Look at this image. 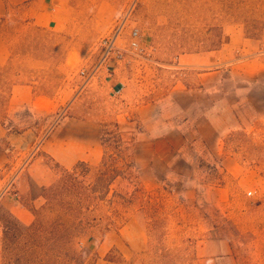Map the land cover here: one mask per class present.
Masks as SVG:
<instances>
[{
	"label": "rangeland",
	"instance_id": "1",
	"mask_svg": "<svg viewBox=\"0 0 264 264\" xmlns=\"http://www.w3.org/2000/svg\"><path fill=\"white\" fill-rule=\"evenodd\" d=\"M53 1L56 26L34 24L27 2L0 16V182L17 189L62 129L98 150L92 167L118 151L135 167L110 185L111 205L68 212L75 164L46 157L55 182L27 181L19 200L32 224L0 200V264H92L108 225L103 264H264V0ZM118 27L122 58L86 82ZM68 220L85 223L83 255L66 249ZM112 241L124 252L105 253Z\"/></svg>",
	"mask_w": 264,
	"mask_h": 264
},
{
	"label": "crops",
	"instance_id": "2",
	"mask_svg": "<svg viewBox=\"0 0 264 264\" xmlns=\"http://www.w3.org/2000/svg\"><path fill=\"white\" fill-rule=\"evenodd\" d=\"M51 1L52 0H0V16H4L6 14L10 5L14 6L27 2L30 6V15L34 24L45 27L56 26L61 22L60 5L55 1ZM62 130L63 132L65 130L68 136L61 137V139L58 140L54 135L52 140L50 139L47 141L46 145L43 146L45 156L42 154L37 157L24 170V173L18 177V199L5 197L1 200L3 206L10 213V215L24 225H30L34 220L32 212L21 204V201H19L22 196L26 194L25 183H27V181H31L36 186L48 187L56 180V173L45 162L46 157L52 158L56 163L68 168L80 161L90 163L91 160H95V157L97 156L98 150L96 148L91 150V144L88 142L85 143L82 138H79L81 136L79 131L73 129ZM75 133L77 135L76 140L72 137ZM109 238V234H107L98 246L96 251L98 258L95 264L104 263L101 259L103 256L101 255V249L105 246V243ZM113 248L118 251L120 250V252H124L118 241H112L106 247L105 253Z\"/></svg>",
	"mask_w": 264,
	"mask_h": 264
},
{
	"label": "trees",
	"instance_id": "3",
	"mask_svg": "<svg viewBox=\"0 0 264 264\" xmlns=\"http://www.w3.org/2000/svg\"><path fill=\"white\" fill-rule=\"evenodd\" d=\"M108 134L107 136H109ZM106 135L101 136V145L105 146V142L109 139H105ZM119 135H111L110 138L116 141V144L120 142ZM117 149L119 148V145H117ZM127 157L124 155L123 152L118 151L116 154H108L104 152L101 161L99 164L95 167H92L87 162H77L71 172L66 173V182L70 181V187H69V194L75 193L77 196V204L76 206H67L68 212H72V207L76 210L80 207H83V203L86 204V210H89L91 207L90 212H94L95 209L97 210V207H100V203H106L107 205L112 204V200L108 199V193H109V187L113 183L114 180L117 178H124V175L126 174L124 170L134 168L135 163L133 160L129 161V163L126 161ZM81 176L83 178H86L87 176L90 178L89 182L86 181H79L78 177ZM60 190V188H59ZM58 190V191H59ZM105 190V191H104ZM50 192L55 193L57 192V187L53 186L50 188ZM123 200H125L124 197ZM31 211V210H30ZM32 212V211H31ZM97 225L100 222L99 217H95L92 219V222H96ZM85 223L80 220L78 222V226L74 224V222H65L64 226V233H65V242H66V249L68 252H71L76 254L77 256L84 254V247L83 244L80 241V235H83L85 233ZM110 231V226H106L104 232L102 233V238L97 241L95 244L96 247L100 244V241L103 240L106 234H108ZM89 241H94L93 236H90ZM114 249V248H113ZM122 261L126 263V259H124L120 255ZM96 258H98L97 253H94V261L92 264H95ZM108 263L111 264H120V261L106 259L105 260ZM83 264V262L81 263Z\"/></svg>",
	"mask_w": 264,
	"mask_h": 264
},
{
	"label": "built area",
	"instance_id": "4",
	"mask_svg": "<svg viewBox=\"0 0 264 264\" xmlns=\"http://www.w3.org/2000/svg\"><path fill=\"white\" fill-rule=\"evenodd\" d=\"M121 27L115 29L108 36L104 37L98 45V54L99 58L94 67L87 71L82 69L80 71V75L85 79L86 82L95 78L99 73L100 69H103L105 73H107L108 77H110V66L111 62L115 59H121L122 54L120 49L116 46L117 39L120 35ZM140 34L138 29L134 28L130 31V43L129 48L131 50L137 51L140 49ZM121 89L115 91V93H119ZM251 194V193H249ZM4 197H11L13 199H18V190L15 186V176H12L8 181L4 183L0 182V200Z\"/></svg>",
	"mask_w": 264,
	"mask_h": 264
}]
</instances>
